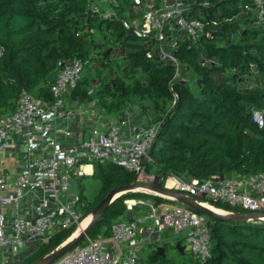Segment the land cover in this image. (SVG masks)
<instances>
[{
  "label": "trees",
  "instance_id": "trees-1",
  "mask_svg": "<svg viewBox=\"0 0 264 264\" xmlns=\"http://www.w3.org/2000/svg\"><path fill=\"white\" fill-rule=\"evenodd\" d=\"M87 1L0 0V117L14 111L22 92L52 101L48 82L66 64L80 59L95 70L80 77L69 90V99L85 101L93 96L107 112L124 110L135 102L152 123L159 122L143 162L154 184L163 186L170 176L204 180L264 170V123L258 127L253 118L259 111L264 119V20L244 11L248 0H184L185 14L200 19L204 29L197 40L174 31L176 46L164 44L181 67L178 79L174 78L176 65L154 47L153 40L142 42L123 28L121 19H98L87 9ZM130 6L131 0H121L119 17ZM188 69L197 75L191 84L185 78ZM92 167L91 174L79 177L95 178L100 187L92 201L85 200L79 187L75 209L82 217L113 187L136 181L135 173L108 159H95ZM185 193L221 210L246 212L195 191ZM132 199L156 205L166 201L148 192H126L110 203L88 237L109 236L110 224L128 213L126 200ZM204 216L210 242L206 264H264L263 220ZM75 230L73 225L54 232L11 264H32ZM85 242L86 238L78 245ZM167 245L173 244L165 241L159 245L162 252L157 253V246L146 261L139 256L140 261L172 264L166 258ZM192 264L199 262L195 259Z\"/></svg>",
  "mask_w": 264,
  "mask_h": 264
},
{
  "label": "built area",
  "instance_id": "built-area-1",
  "mask_svg": "<svg viewBox=\"0 0 264 264\" xmlns=\"http://www.w3.org/2000/svg\"><path fill=\"white\" fill-rule=\"evenodd\" d=\"M120 2L88 0L86 7L98 19H121L124 29L153 40L154 47L174 64L177 61L164 47L167 42L170 48L176 46L173 32L183 33L190 40H197L203 32L204 23L185 14L184 0H131L123 17L117 12ZM243 6L246 13L253 11L264 20V0H248ZM82 69L83 62L74 59L48 82L52 101L22 92L14 111L0 117V264L24 257L58 230L73 225L75 231L80 229L84 217L75 209L77 194H69L70 181L73 176L91 174L93 160L120 163L136 174V181L153 180L143 162L159 122L127 129L129 121L122 118L102 126L91 125L86 138L65 124L75 111H85L82 101L68 98ZM92 93L91 89L88 94ZM253 118L258 127L263 126L261 112L255 111ZM4 158L9 163L3 164ZM179 190L195 191L247 212L264 211V170L243 176L191 178L182 181ZM126 206L128 212L134 207L145 210L112 221L109 236H87L85 244L75 246L53 264H144L139 259L141 244L153 236L157 240L163 231H184L185 249L195 255L199 264H206L210 242L204 215L183 205H156L150 200H126Z\"/></svg>",
  "mask_w": 264,
  "mask_h": 264
},
{
  "label": "water",
  "instance_id": "water-1",
  "mask_svg": "<svg viewBox=\"0 0 264 264\" xmlns=\"http://www.w3.org/2000/svg\"><path fill=\"white\" fill-rule=\"evenodd\" d=\"M130 191H143L152 193L161 197L172 198L177 201L181 205L189 208L192 211L198 212L202 215H206L215 219L222 220H263L264 211L259 212H241V213H224L217 212L209 208L204 204V202H200L195 199L194 196L189 195L183 191L178 189L168 187L166 184L163 186L154 184L153 182H140L135 181L128 184L118 185L113 187L93 208L91 211V216L87 220L86 224L80 228L78 231L73 232L68 238H66L62 243H60L53 251L47 253L46 255L40 257L32 264H53L59 258H61L64 254L70 251L72 248L77 246L80 242L84 240L85 237L89 235V232L94 227V225L98 222V220L102 217L110 203L118 196L130 192ZM211 205V204H210ZM212 206V205H211ZM175 248L184 253L185 246L181 245L179 241L175 243ZM163 247L159 246L157 249V253L162 252Z\"/></svg>",
  "mask_w": 264,
  "mask_h": 264
},
{
  "label": "rangeland",
  "instance_id": "rangeland-1",
  "mask_svg": "<svg viewBox=\"0 0 264 264\" xmlns=\"http://www.w3.org/2000/svg\"><path fill=\"white\" fill-rule=\"evenodd\" d=\"M141 41L147 43L149 41V38L148 37H142ZM175 65H176V72L174 74V78L178 79L181 77V67H179L178 63ZM94 70L95 69L91 66L87 67L86 65H83V69H82L80 75L86 77L87 75L92 74L94 72ZM97 72H98V70H96V73ZM185 78H186L187 82L191 84V83H194L195 79L197 78V75H196V73H194L193 71L188 69L186 74H185ZM82 102L86 105V108L88 111L87 115H90L91 117H94V118L97 117L98 119H102L103 116H101V115L104 114L105 116H108V114H109L106 109L99 107V105L97 103V99L93 96H90L88 100H85ZM130 103H131L132 108H134L138 111H141V109H139V107L137 106V104L135 102H130ZM75 108H79V106L76 105ZM93 111H95L97 114L94 115ZM140 114L144 115L143 112ZM100 116H101V118H100ZM144 119H146L148 121L149 117H147V115L145 114ZM2 163L7 164V163H9V160L4 158ZM79 176H83V175H77V176L72 177V179L70 181L69 194L71 196H75L78 192L79 187H81L82 189H84L83 193L86 195L85 200L86 201H89V200L92 201L94 199L96 191L100 187V185L98 184V181L95 178H92L90 176H85L82 178ZM169 178H172L174 180V184L172 185V183L170 182L171 185H168L166 183L168 178H167L165 184L168 187H172V188L179 190L180 189V183L184 180L181 178H176L174 176H170ZM163 198L166 200L164 202H161L163 204L182 206L180 203L173 200L172 198H168V197H163ZM223 212L224 213H230V212L225 211V210H223ZM90 216H91V213L86 215L84 217L82 223L84 224V222H86ZM184 235H185L184 231H179L178 233H173L172 231H163L160 234H158L157 240H154L155 237L153 236L151 238V241H148V242H154V244H156L159 247V245L164 243L165 241H170L173 245H167L166 246V249H165L166 258H170L172 260V264H181L182 262L186 261L187 259H188L187 264H192L193 262H195V259H196L195 255H193L187 249H185L184 253H182V254L178 253L177 252L178 250L174 246L175 242H177V241H179L181 245L187 246ZM156 247L147 246L145 243H142L140 246V249H139L140 258L143 261H146L149 254H153L154 252H156ZM20 259H21V257H14L13 259H9L8 261L10 263H17V261H19ZM0 260H2V253H0Z\"/></svg>",
  "mask_w": 264,
  "mask_h": 264
},
{
  "label": "crops",
  "instance_id": "crops-1",
  "mask_svg": "<svg viewBox=\"0 0 264 264\" xmlns=\"http://www.w3.org/2000/svg\"><path fill=\"white\" fill-rule=\"evenodd\" d=\"M139 112L142 113V111H138L132 108L131 106V107H128L118 112H108L109 113L108 116H105L103 114L101 115L103 116L102 119H98L97 117L94 118V117H91L90 115H87L88 111L85 105V111H83L82 113L75 111V114L71 118H69L65 122V124L70 125L69 127L72 128L74 131H76L81 138H86L88 137V129L91 125L102 126L104 124H108L110 122H113V121H116L122 118H126L129 121L127 125V129L128 128H131V129L140 128V127H143V126H146L152 123L149 119L148 121L144 119L145 114L142 115ZM85 168L87 169L88 167H85ZM140 210H145V207H140V208L135 207V209L131 210L126 215L128 217L136 216Z\"/></svg>",
  "mask_w": 264,
  "mask_h": 264
},
{
  "label": "bare ground",
  "instance_id": "bare-ground-1",
  "mask_svg": "<svg viewBox=\"0 0 264 264\" xmlns=\"http://www.w3.org/2000/svg\"><path fill=\"white\" fill-rule=\"evenodd\" d=\"M187 11V10H186ZM89 168V167H88ZM87 168V169H88ZM170 182L172 183V185L174 184V180L172 179V178H169L168 180H167V184L168 185H171L170 184ZM185 192V191H184ZM190 192V191H189ZM79 195V194H78ZM78 204V203H77ZM157 204V203H156ZM206 206H208L209 208H211L212 210H214V211H217V212H223V210H221V209H217V208H215L214 206H211L210 204H208V203H204ZM187 208V207H186ZM189 209V208H188ZM87 222V221H86ZM86 222H84V224L83 223H81V226H80V228L81 227H83L85 224H86ZM164 246V245H163Z\"/></svg>",
  "mask_w": 264,
  "mask_h": 264
}]
</instances>
